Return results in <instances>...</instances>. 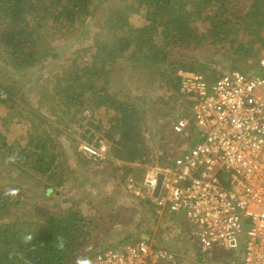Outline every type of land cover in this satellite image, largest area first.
<instances>
[{
    "label": "trees",
    "instance_id": "trees-1",
    "mask_svg": "<svg viewBox=\"0 0 264 264\" xmlns=\"http://www.w3.org/2000/svg\"><path fill=\"white\" fill-rule=\"evenodd\" d=\"M105 1L0 0L4 62L0 70L14 67L19 73L15 76L7 70L11 80L0 79V108L9 114L0 128V176L7 181L5 190L0 189V264H84L88 256L75 257L91 244L94 248L89 256L98 259L112 242L118 247L147 241L150 229L138 222L150 221L149 216L154 219L161 209L172 223L185 218L193 225L188 209L173 211L170 204H161L163 190L142 197L122 195L120 189L133 183L134 176L144 178L155 159L161 168H177L175 160L200 140L195 124L181 133L173 128L177 121L193 118L200 100L197 92H185L183 87L202 82L211 91L221 79L237 73L264 76V66L247 50L254 43L264 48V0H136L144 9V23L139 28L143 42L134 40L133 25L125 15L118 20L120 35L104 42L96 55L84 48L77 58L70 43L77 40L69 35V23L105 26L108 21L101 12ZM35 21L39 24H33ZM54 36L59 44L55 49L50 40ZM191 46L194 51L200 46L210 49L203 56L206 63H197V57L188 53ZM215 46L223 53L221 60ZM68 50L69 54L60 55ZM140 50L147 54V66L158 75L160 85L136 90L121 74L126 66L120 64L133 60ZM220 68L228 72L215 75ZM21 104L34 108L44 120L23 127L25 138L11 139L4 130L15 113L23 114ZM112 109L115 112L110 115ZM65 122L72 127H64ZM68 131L80 136L72 140L78 149L62 141L64 136L71 137ZM124 141L127 145L122 147ZM84 142L105 148V160L97 162L78 151ZM120 153L121 160L133 169L120 170L117 176L113 163L119 161L113 158ZM94 167H99L96 176L107 174V181H92L87 193L102 196L105 203L96 210L84 203L78 206L81 199L75 205L63 204L61 189L79 177L82 182L88 171L95 172ZM220 174L223 184L231 187V177L224 169ZM29 196L43 201L39 204L45 212L39 210L36 218L33 211L17 217L16 208ZM135 206L149 214L144 219L133 216ZM122 214L127 218H121ZM159 233L158 252L177 251L182 258L198 256L206 264L217 260L211 253L200 254L177 236H166L163 230ZM174 238L178 245L170 249L167 244ZM220 259H226L225 264H244L245 260L236 251L222 254Z\"/></svg>",
    "mask_w": 264,
    "mask_h": 264
},
{
    "label": "built area",
    "instance_id": "built-area-1",
    "mask_svg": "<svg viewBox=\"0 0 264 264\" xmlns=\"http://www.w3.org/2000/svg\"><path fill=\"white\" fill-rule=\"evenodd\" d=\"M192 91L200 96L195 115L179 120L174 130L181 133L195 124L200 140L175 160L177 168L148 167L143 186L154 192L162 180L161 204L173 211L188 209L194 225L191 245L200 254L219 256L226 249L239 252L246 264H264V78L235 75L211 91L205 83H193L187 89ZM83 145L82 151L104 158L105 148ZM250 165H258L259 172ZM223 169L231 177L229 188L221 180ZM236 171L244 173V181L247 175L261 179L258 188L234 191ZM157 255L166 257L139 241L110 248L84 264H155Z\"/></svg>",
    "mask_w": 264,
    "mask_h": 264
},
{
    "label": "rangeland",
    "instance_id": "rangeland-1",
    "mask_svg": "<svg viewBox=\"0 0 264 264\" xmlns=\"http://www.w3.org/2000/svg\"><path fill=\"white\" fill-rule=\"evenodd\" d=\"M104 5L102 6V10L101 12L103 13L104 17L107 18L108 23L104 26L103 24L99 25V24H91V25H85V27L82 26H78V24H76L75 26H72V23H69L70 25V29H69V35L71 37H74L76 41H71L70 43L71 45H73L74 47L72 48V52L75 54V56L77 58L82 57V50L84 48L88 49V53L89 54H93L96 55L98 53V50L102 47V45L104 44V42L107 41H111L113 38L117 37L118 35H120V31L118 30V20L122 17L127 15V17L129 18L130 22L133 25V28L130 29V33L134 34V40L139 43L140 41L143 42V39L140 38V30L139 28L142 26V24L144 23V19H142V11L144 10L142 8V4L140 1H133V0H107L103 3ZM30 15H32V13H30ZM35 16H37L36 12L34 14ZM34 21V20H33ZM33 24H39V22L35 21ZM72 26V27H71ZM72 28V31H71ZM71 31V32H70ZM67 32V30H66ZM208 35V34H207ZM54 38H50L53 47H57L59 44H57L54 41ZM195 46V45H193ZM193 46H191L190 50H189V54L192 56L193 54L197 57L196 62L197 63H201V60H203L205 63L207 62L206 58L203 59V56L205 57L209 50H204L203 46L198 47L196 51H194ZM54 47V49H55ZM217 49L218 47L215 46ZM215 47L212 49L214 50ZM248 47V51H250V54L253 56L254 59H258L263 56L264 54L261 53V51L264 50V48L262 47V45L258 44V43H254V44H249L247 45ZM217 59L221 60L220 58L222 57L223 53H221V50H219ZM212 52V51H211ZM69 54V50L65 53L62 54L60 53V55L64 56ZM3 61V57L0 55V64L3 65L4 62ZM121 66L125 65L126 68L123 71V73L121 74H125L123 75L124 78L128 79V85L133 88V89H139V88H147V87H151L152 85H154L155 87L160 85L159 81V77L157 74H154L151 70V68L149 66H147V54L145 53V51L140 50V54L136 55L135 58H133V60L125 62L124 64L121 63ZM222 69L224 68H220L217 70V74L218 76H222L227 72H223ZM250 69H252V71H255L254 67H250ZM8 71L11 70L13 71L12 74L17 76L19 75L18 72L14 71V67H9L7 69ZM7 70L1 71L0 70V79L3 80H11L9 77V73ZM7 72V73H6ZM11 74V73H10ZM210 74V73H209ZM99 76H92V78H97ZM220 78V77H219ZM210 86V85H209ZM184 88V87H183ZM185 92H187V89H185ZM8 103V101H7ZM19 103V102H17ZM21 107L24 108L23 114L19 115L18 114H14L12 116V119L8 125V128L5 129L4 131L6 133H8V135H10L11 139H22L26 137V130L23 129V127H28L30 125V123L32 122H36V123H41L44 119L36 112V110L32 107H30L28 104H21ZM115 109V108H114ZM112 109L109 114L112 115L115 110ZM15 112V109L13 110V113ZM86 113H88V111H86ZM102 113H104V111H102ZM9 115L5 110H3L2 108H0V128L2 129L4 127L3 123L8 120L7 116ZM192 115V112H191ZM68 121V120H66ZM194 121V120H193ZM195 123V121H194ZM64 127L66 128H71L72 124L69 125L68 122H65ZM70 134V138H63L62 141H65L67 146L73 147L74 149L77 148L78 146H76V143H73L72 140L74 139H80V136L77 133H72L69 132ZM86 145L92 146V147H96L97 149L99 147L91 144V143H87L84 142ZM125 145H127V142H123L121 143V146L124 147ZM130 145V144H129ZM264 146V144H261L260 147ZM83 146H81V148H83ZM120 147V146H118ZM100 149V148H99ZM81 151L83 154H85L86 157L93 159L94 161H103L105 160V156L104 158H100L98 156L92 155L91 153L82 151V149L78 150ZM122 157V153H120L118 155V157L113 158V159H118V163L114 164L113 163V167L117 169V176L120 173V170H123V167H118V165H126L129 164L127 162H123L121 160ZM143 161V160H141ZM141 161H138L141 162ZM155 163L156 159L154 160ZM79 166H81L83 163H78ZM137 164V163H136ZM150 166V165H149ZM152 167H158L157 165H152ZM99 167H94L93 169L95 170V172H90L88 171V174L84 176L83 181L81 182V177H79L77 182H71L68 184L67 187H65V189H61L62 192V201L63 204L64 203H71L72 205L76 204V201L80 200L77 202V205L80 206L82 203L86 204L87 206H89V208H93V210L98 209L100 206H98V204L100 203H105V201H102V196H96L94 195V193H87V191L89 190V187L93 184L92 181H96L97 184H99V180H101V182L103 184H105V182L107 181V179H104L107 177V174L104 175L103 173L100 174L99 176H96L97 174V169ZM248 168H252L256 171L259 172L258 165H250L248 166ZM121 174V173H120ZM244 175L243 172L241 171H236L233 174V178L236 184V188H233L234 191H246V187L249 189L252 188H258V186L260 185L261 179H259L257 176H249L247 175V180L244 181L242 179V176ZM134 182L133 183H126L125 186L123 188L120 189V194H129L131 196H135V195H141L142 197H147L146 194H149L152 192L150 190H147L145 188H143V176H134L133 177ZM206 180H209V178H206ZM7 184V181L3 179V177L0 176V189L5 190V186ZM106 196L103 197V199H106ZM41 200L37 199L36 197H26L22 203L16 208L17 209V217L20 214H27L29 211H33V215L36 217H38V215H36V213L41 210L42 212H45L44 207L40 206L39 202ZM43 202V201H41ZM42 207V208H40ZM103 209V208H102ZM164 210H160V214L155 217L154 219L151 220V216H149V220H146L143 222V220H140L138 222L139 225H145L150 229V234L145 236H138V237H145L146 238V242L148 243L150 249L154 252L157 253V250H160L157 248V244H156V237L158 235H162L159 233V230H163L166 233V236L168 235H173V236H177L179 238H181L182 240H185L188 242V244L192 247L191 242H192V234L194 231V225L191 224V222L188 219H179L176 220L174 223L171 222V219H169L168 217H166V215H162V212ZM147 211H145L142 207L140 206H135L132 213L133 216H139L142 217L144 219V215L145 214H149L146 213ZM123 216H125L124 214L121 215V218H123ZM127 218V216H125V219ZM200 219H203V217H200ZM162 221L164 222H168V224H164ZM166 225V226H165ZM124 229L126 231H129V228L127 226H124ZM124 231V230H123ZM139 235V233H138ZM260 242L262 244V248H263V237L259 236ZM133 241L135 242L136 239H133ZM116 243H111L110 245L106 246L105 248H112ZM168 247L170 249H174L175 246L178 245V239L174 238L172 241L168 242ZM94 246L91 244L89 247V250H87L84 253H80L81 255H77L75 257L76 260L85 258V257H89L86 261H88L89 259L92 261L93 259L89 256L91 251H93ZM186 247H184L183 249L185 250ZM98 249V248H97ZM96 249V250H97ZM192 249V248H191ZM95 250V251H96ZM193 250V249H192ZM90 252V253H89ZM89 253V254H87ZM162 254H166V257L163 258L161 255H157L154 257L155 260V264H206L205 262H203V260H201L200 257H194L191 256L190 257H185L182 258L178 255L177 251L171 252L168 250H162L161 251ZM181 254V253H180ZM85 261V262H86ZM226 259L225 260H221V259H217V260H213L212 262H209L208 264H225Z\"/></svg>",
    "mask_w": 264,
    "mask_h": 264
},
{
    "label": "clouds",
    "instance_id": "clouds-1",
    "mask_svg": "<svg viewBox=\"0 0 264 264\" xmlns=\"http://www.w3.org/2000/svg\"><path fill=\"white\" fill-rule=\"evenodd\" d=\"M262 61H264V55L263 56H261L260 58H259V60H258V63L261 65V66H264L263 64H262ZM251 67V66H250ZM250 67H249V70H251L252 71V69H250ZM235 75H240V76H247V77H250V78H252V77H261V78H264V76H262V75H259V74H256V73H254V74H246V73H243V74H241V73H237V74H235ZM178 122V121H177ZM176 122V123H177ZM175 123V124H176ZM173 128H174V126H173ZM153 165H157L156 163L155 164H153ZM158 166V165H157ZM158 167H160V166H158ZM145 178V177H144ZM144 178H143V183H144ZM143 188H144V186H143ZM154 193H155V191H154ZM231 251H229V250H221V253H220V255H222V254H229ZM211 255L214 257V258H216V259H220V255L218 256V255H216V254H214V253H211ZM242 258L243 259H245L243 256H242ZM244 264H246V261L244 260Z\"/></svg>",
    "mask_w": 264,
    "mask_h": 264
},
{
    "label": "water",
    "instance_id": "water-1",
    "mask_svg": "<svg viewBox=\"0 0 264 264\" xmlns=\"http://www.w3.org/2000/svg\"><path fill=\"white\" fill-rule=\"evenodd\" d=\"M161 185H162V180H160V182H159V184H158V187L156 188L154 194H158V193L161 191Z\"/></svg>",
    "mask_w": 264,
    "mask_h": 264
}]
</instances>
